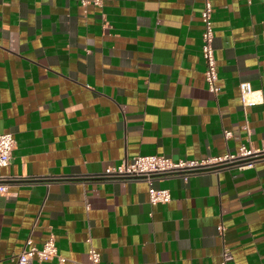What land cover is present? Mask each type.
I'll return each instance as SVG.
<instances>
[{
	"label": "crops",
	"instance_id": "0c3cea01",
	"mask_svg": "<svg viewBox=\"0 0 264 264\" xmlns=\"http://www.w3.org/2000/svg\"><path fill=\"white\" fill-rule=\"evenodd\" d=\"M218 92L206 81V0H0V264H264V159L154 181L94 175L139 154L205 159L264 140V0H210ZM242 81L263 94L244 105ZM227 132L229 134H227ZM31 241V242H29Z\"/></svg>",
	"mask_w": 264,
	"mask_h": 264
},
{
	"label": "built area",
	"instance_id": "2783aa9c",
	"mask_svg": "<svg viewBox=\"0 0 264 264\" xmlns=\"http://www.w3.org/2000/svg\"><path fill=\"white\" fill-rule=\"evenodd\" d=\"M203 34L202 53L206 63L205 77L209 88L213 92L219 91L217 81L219 79L218 64L215 47L213 45L215 28L213 22V6L210 0H206L202 12ZM241 101L244 105H251L261 101L263 94L253 89L249 81H242ZM227 134H229L227 132ZM16 140L11 132L0 133V169L7 166L13 156ZM264 159V140L260 147H251L242 144L235 152L224 155H215L205 159H178L174 160L164 154H139L133 159H124L119 164L107 167L102 173L94 175L98 179L115 180H145L149 184V200L152 204L171 201L172 195L168 188H157L154 181L166 176L180 175L187 177L193 173H202L212 170H221L230 167L245 168L252 166L256 161ZM5 177L0 175V194L8 190L4 182ZM31 242V241H29ZM89 264H100L101 253L92 245L88 251ZM223 264L231 258L228 249L223 253ZM20 264H35L36 260L42 261L54 257L65 261L59 254V249L54 237L45 241L42 247L31 246L17 254Z\"/></svg>",
	"mask_w": 264,
	"mask_h": 264
}]
</instances>
